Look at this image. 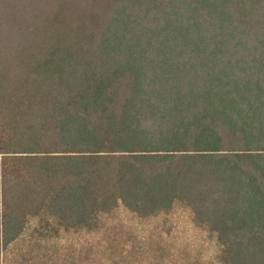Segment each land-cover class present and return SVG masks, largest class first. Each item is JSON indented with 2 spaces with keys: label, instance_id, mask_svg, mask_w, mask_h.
Instances as JSON below:
<instances>
[{
  "label": "trees",
  "instance_id": "trees-1",
  "mask_svg": "<svg viewBox=\"0 0 264 264\" xmlns=\"http://www.w3.org/2000/svg\"><path fill=\"white\" fill-rule=\"evenodd\" d=\"M0 264H264V0H0Z\"/></svg>",
  "mask_w": 264,
  "mask_h": 264
},
{
  "label": "rangeland",
  "instance_id": "rangeland-1",
  "mask_svg": "<svg viewBox=\"0 0 264 264\" xmlns=\"http://www.w3.org/2000/svg\"><path fill=\"white\" fill-rule=\"evenodd\" d=\"M182 229H180L181 231ZM185 237L198 234L197 230H195L192 226L184 229V232L182 233Z\"/></svg>",
  "mask_w": 264,
  "mask_h": 264
}]
</instances>
